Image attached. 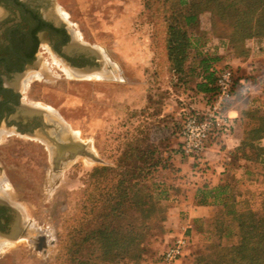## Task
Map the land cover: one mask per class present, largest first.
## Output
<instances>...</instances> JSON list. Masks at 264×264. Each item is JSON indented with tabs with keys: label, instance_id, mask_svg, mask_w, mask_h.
Here are the masks:
<instances>
[{
	"label": "rangeland",
	"instance_id": "obj_1",
	"mask_svg": "<svg viewBox=\"0 0 264 264\" xmlns=\"http://www.w3.org/2000/svg\"><path fill=\"white\" fill-rule=\"evenodd\" d=\"M58 4L83 39L104 53L109 73L70 77L55 63V77L36 79L29 88L33 98L58 112L97 159L77 155L53 182L48 176L51 164L47 151L40 143L23 140L20 149L14 146V137L0 143V154L3 158L7 155V173L12 175L8 177L13 186L9 184V192L23 200L28 215L55 238L47 251L37 250L25 238L3 244L0 264H65L63 245L67 243L77 251L75 258L92 264H136L130 258L103 260L99 244L84 240L83 229L91 217L93 199H102V205L117 182L111 176L91 177L94 169L142 165L139 151H146L148 163L158 156L162 161L142 182L148 186L145 191L166 207L165 212L153 214L145 238L143 262L159 264L170 235L190 223L187 215L171 209L174 199L170 197L176 188L184 187L179 177L189 173V158L181 155L176 135L186 90L194 89L200 80L198 63L207 42L211 55L221 56L214 71L231 64L230 20L211 10L202 11L198 24L188 28L193 46L186 69L177 73L168 58L167 38L171 14L180 9L179 0H58ZM249 46L250 56L232 65L242 62L247 69L252 63L264 62V48L252 41ZM154 147L158 149L155 155L151 153ZM259 188L264 189V185ZM250 205L255 211L262 209L259 199L252 198ZM129 216L131 225H136L139 212L134 206ZM187 231L191 242L176 264H195L197 254H210L208 246L223 238L208 223L200 222Z\"/></svg>",
	"mask_w": 264,
	"mask_h": 264
},
{
	"label": "trees",
	"instance_id": "obj_2",
	"mask_svg": "<svg viewBox=\"0 0 264 264\" xmlns=\"http://www.w3.org/2000/svg\"><path fill=\"white\" fill-rule=\"evenodd\" d=\"M179 4L180 9L172 12L168 27L167 50L172 68L177 73L185 71L193 46L188 28L198 24L202 11L211 10L229 18L232 26L229 43L232 62L221 68L235 67L236 75L250 79L254 89L247 98L237 92L228 105L229 108L236 105L240 109V120L236 117L226 129H214L209 135L208 145L215 144L223 151V175L215 173L203 153L186 156L190 162L189 173L185 171V175L179 177L184 187L176 188L170 196L174 199L171 209L190 217L187 210L181 207L187 195V183L191 184V190L196 191L195 203L205 208L211 207L207 216H192L187 230L200 222L208 223L209 228L216 230L223 238L208 246L210 254H197L195 264H264V189L253 190L250 187L253 184L258 187L264 185V62L252 63L247 69L242 62L232 65L235 60H244L250 56V41L264 48V0H179ZM209 44H205L204 54L198 63L200 80L194 89L186 90L183 108L192 112H204L217 92L214 63L221 56L211 55ZM197 102H202L203 106H195ZM177 137L181 153V142ZM229 138L231 148L227 142ZM139 153V157L143 158L142 165L130 163L120 170L111 166L96 167L91 174L94 178L111 176L117 180L102 205V199H93V211L83 229L84 240L97 242L105 261L130 258L136 264H146L143 261L147 253L145 238L150 227L149 220L155 212L163 213L166 209L153 198L151 192L145 191L148 186L142 183L147 173L162 165V161L157 155L148 163L144 159L146 151ZM151 153L155 155L158 149L154 147ZM240 160L249 161L250 167H244L239 163ZM215 174L222 177V181L215 183ZM192 177L202 179L193 181ZM237 177H244V180L239 183L242 178ZM238 188H241V192H238ZM253 195L258 196L261 202L262 209L259 212L250 205ZM131 206L139 212L134 226L128 221ZM187 235L190 245L191 236L188 231ZM229 238L231 241L227 240ZM223 239H226V244ZM63 249L66 254L65 264H92L88 260L75 258L77 251L73 250L71 243L63 245ZM159 264H162V254Z\"/></svg>",
	"mask_w": 264,
	"mask_h": 264
},
{
	"label": "flooded vegetation",
	"instance_id": "obj_3",
	"mask_svg": "<svg viewBox=\"0 0 264 264\" xmlns=\"http://www.w3.org/2000/svg\"><path fill=\"white\" fill-rule=\"evenodd\" d=\"M55 63L70 77L109 73L104 53L83 39L58 0H0V143L8 137H14L19 149L23 140L40 143L53 182L77 157L73 145L83 143L54 108L32 97L31 82L55 77ZM6 157L0 154V246L25 238L47 251L54 244L53 233L37 225L24 201L9 192L12 175Z\"/></svg>",
	"mask_w": 264,
	"mask_h": 264
},
{
	"label": "built area",
	"instance_id": "obj_4",
	"mask_svg": "<svg viewBox=\"0 0 264 264\" xmlns=\"http://www.w3.org/2000/svg\"><path fill=\"white\" fill-rule=\"evenodd\" d=\"M217 92L209 107L202 113L183 108L180 112V127L177 135L181 142V154L191 156L198 153L206 155L208 139L212 130L226 129L231 120L237 117L232 114L228 105L238 92L247 98L254 89L253 82L245 76L236 75L235 67L217 70ZM188 226L172 233L171 240L162 252V264H176L186 254L189 247Z\"/></svg>",
	"mask_w": 264,
	"mask_h": 264
},
{
	"label": "crops",
	"instance_id": "obj_5",
	"mask_svg": "<svg viewBox=\"0 0 264 264\" xmlns=\"http://www.w3.org/2000/svg\"><path fill=\"white\" fill-rule=\"evenodd\" d=\"M195 106H203V103L202 102H197L195 104ZM230 111L232 110V113H235L237 114V117L239 118L240 115H241V112H240V109H237L236 108V105L234 106H230ZM240 120V118L238 119V121ZM228 144H229V147L231 148V138H229L227 140ZM232 144H234V141H232ZM222 153L223 151H221L219 149V146L213 144L209 147L207 153H206V157L207 159L210 161L212 167H213V170L215 171L216 174H221V176L223 175L222 172L224 170V167L222 165V162H221V157H222ZM240 164H242L244 167H246L247 165H249V161H246V160H240L239 161ZM240 172H241V168L238 169V175L240 176ZM215 174L216 177H213L214 179V182L216 183H219L220 181H222V177H217V175ZM237 178H242V180H239V183H241L243 180H244V177H237ZM202 178L201 177H192V180L194 181H199L201 180ZM191 184H186L185 185V191H186V196H185V201L182 203L181 207H183L184 209L187 210V213L190 215L189 218H187V222H191V218L192 216L194 215H201V216H207L210 214V211L211 210V207L209 208H205L203 206H199L195 203V195H196V191L194 189L191 190ZM195 186H199V185H196ZM250 187L253 189V190H256V189H259L258 185L257 184H253V185H250ZM238 192H241V188H238ZM251 197V196H250ZM254 199H259L258 196L256 195H253L252 196ZM252 201V200H251Z\"/></svg>",
	"mask_w": 264,
	"mask_h": 264
},
{
	"label": "water",
	"instance_id": "obj_6",
	"mask_svg": "<svg viewBox=\"0 0 264 264\" xmlns=\"http://www.w3.org/2000/svg\"><path fill=\"white\" fill-rule=\"evenodd\" d=\"M78 143L80 142H77L75 147L76 155H85L89 158L97 159L95 153L91 149H89L84 143L80 144L82 146H80Z\"/></svg>",
	"mask_w": 264,
	"mask_h": 264
},
{
	"label": "bare ground",
	"instance_id": "obj_7",
	"mask_svg": "<svg viewBox=\"0 0 264 264\" xmlns=\"http://www.w3.org/2000/svg\"><path fill=\"white\" fill-rule=\"evenodd\" d=\"M78 144L80 145V144H81V142H80V143H78ZM80 146H82V145H80ZM75 147H76V144H75V145H73V148H74V149H76ZM51 149H52V152H53V150H54V149L52 148V146H51ZM7 186H8V185H7Z\"/></svg>",
	"mask_w": 264,
	"mask_h": 264
}]
</instances>
